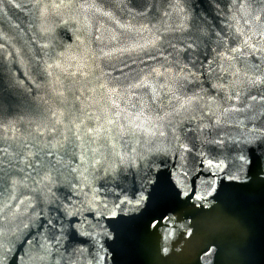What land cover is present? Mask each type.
Masks as SVG:
<instances>
[{"label": "water", "instance_id": "obj_1", "mask_svg": "<svg viewBox=\"0 0 264 264\" xmlns=\"http://www.w3.org/2000/svg\"><path fill=\"white\" fill-rule=\"evenodd\" d=\"M0 264H264V0H0Z\"/></svg>", "mask_w": 264, "mask_h": 264}, {"label": "clouds", "instance_id": "obj_2", "mask_svg": "<svg viewBox=\"0 0 264 264\" xmlns=\"http://www.w3.org/2000/svg\"><path fill=\"white\" fill-rule=\"evenodd\" d=\"M191 234V232H189V235Z\"/></svg>", "mask_w": 264, "mask_h": 264}]
</instances>
